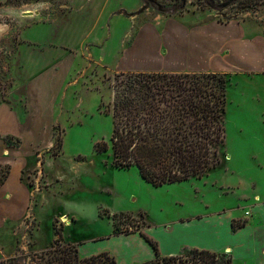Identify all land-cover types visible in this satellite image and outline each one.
Instances as JSON below:
<instances>
[{
  "label": "rangeland",
  "instance_id": "obj_1",
  "mask_svg": "<svg viewBox=\"0 0 264 264\" xmlns=\"http://www.w3.org/2000/svg\"><path fill=\"white\" fill-rule=\"evenodd\" d=\"M112 1L113 8L123 3ZM99 2L10 0V5H0V12L7 7L21 12L17 19L0 17V100L16 103L23 116L29 111L35 133L34 139L25 137L23 147L39 151L27 155L21 170L30 194L28 219L24 213L28 191L19 187L15 166L9 183L0 189V260L18 251L45 250L57 239L56 232L63 244L76 245L81 257L108 252L116 264H131L135 258L147 261L153 255L144 240H116L114 223L120 230L151 227L149 237L162 256L186 255L196 245L235 246L220 221L187 227L175 221L231 208L244 195L252 199L254 185L264 193V69L219 67L228 58L227 27L240 29L244 37L251 38L254 32L264 37V0H140L141 7L139 0H126L127 9L139 8L131 12L133 21L114 19L104 51L92 44L107 34L108 12L100 21L94 12ZM54 21L52 34L60 33V47L56 41L50 43ZM61 60L64 66L57 69ZM50 61L56 71L42 69ZM139 73H212L227 80L225 144L220 163L205 176L155 187L141 179L136 167H114L112 118L106 106L116 94L115 76ZM32 77L28 95L25 86ZM48 141L51 144L42 150ZM9 168L0 166V181ZM216 183L237 187L226 195ZM6 193L10 199L4 202ZM6 215L10 220L2 222ZM241 224L236 221L233 226ZM157 226L169 230L161 232ZM232 252L233 264H258L255 255L241 246Z\"/></svg>",
  "mask_w": 264,
  "mask_h": 264
},
{
  "label": "trees",
  "instance_id": "obj_2",
  "mask_svg": "<svg viewBox=\"0 0 264 264\" xmlns=\"http://www.w3.org/2000/svg\"><path fill=\"white\" fill-rule=\"evenodd\" d=\"M114 82L116 94L106 106L112 118L114 167H136L143 181L159 187L200 179L220 163L225 144L227 80L223 75L119 74ZM138 229L120 230L113 224L115 236L138 232L151 246L154 258L139 264H233L231 254L208 250L162 256L157 243ZM56 233L49 248L18 251L0 264H116L108 252L81 257L76 245L63 244Z\"/></svg>",
  "mask_w": 264,
  "mask_h": 264
},
{
  "label": "crops",
  "instance_id": "obj_3",
  "mask_svg": "<svg viewBox=\"0 0 264 264\" xmlns=\"http://www.w3.org/2000/svg\"><path fill=\"white\" fill-rule=\"evenodd\" d=\"M78 1L86 2L87 4H90L93 2V0H78ZM101 1L103 2L102 5L100 4ZM122 1L123 3L119 2L115 8H113L114 4L112 0H100L98 5L94 6V12H97L99 21L104 15L103 12H105L106 14L108 12L107 19H106V25L104 26L105 29L107 28V34L105 35L104 40L101 42L98 41L97 43H92V44L100 45L101 46V48L99 49L100 51H104L105 48L109 45L108 40L110 39V36H111L110 34V32L112 31L111 26L113 24L114 19L117 20L118 19L117 17L119 18L121 17L120 19H123L126 21L127 20L133 21V19H129L131 17H135V16H132L131 12L138 9L141 4L139 0V6L135 8L134 10H129L124 5V1L126 0H122ZM7 2L8 0H0V5H3L4 3H7ZM39 5L48 6L50 5V3H39ZM26 7H29V5H27ZM100 7L101 9L99 11ZM37 8L39 7L36 6L35 9ZM3 10L4 12H0V17L17 19L18 16L21 14V12L19 11L17 7H7V8H4ZM29 10H32V9H29ZM82 10L78 9V13H80ZM58 19L59 18L57 17L55 21L57 22ZM55 21L50 24V36L54 38V40H52L50 43H53L54 41H56L57 47H60V43H58V41H61L59 39L61 36L60 33H57L54 35L52 34V28H53L52 25L57 24ZM125 25L128 26L127 24ZM227 29L229 31L228 33L229 34L231 33L230 36L225 37V46L227 47L228 58L226 60H223V63H220L219 67H221V69H246L245 66H249L250 69H264V37L262 36V34L260 33V35H257L258 33L254 32L253 37L250 38V37H244V35L241 33V30L238 28L229 26L227 27ZM48 40H51V39H48ZM47 46H48V43L46 44V47ZM64 46L67 47L68 45L66 44ZM77 46H78V43H77ZM51 49L53 51V49L55 48L52 47ZM63 52L64 51L62 50L61 51L62 56L64 55ZM61 61H62L60 63L61 65H57V69L63 68L62 65L64 66V62L63 60ZM48 63L49 65L45 64L46 68H42V69H54V70L56 69L55 65L51 64V61ZM45 65H43V67H45ZM44 74L45 72L43 74H39L37 78L44 76ZM177 74H181V73H177ZM183 74H191V73H183ZM192 74H196V73H192ZM32 75L33 74H31V76ZM33 77L30 78L31 82L27 83V85L25 86L26 88H29L28 95L32 94L31 83L33 81ZM65 96L66 95L63 92V96L61 97L65 98ZM56 105H57V101L53 100L51 102V109L53 106V109H52L53 112H55L54 107L56 109ZM51 115L53 116L54 114L51 113ZM32 125H35V124L31 120V115L29 114V111L26 116H23V114H21L19 109L16 107V103H14L13 101L9 102V101L0 100V166H5V165L10 166L9 173L6 176L3 184L0 185V189H2L4 186H6L9 183L11 179V174H12V166H15L18 169L17 180H18L19 187L22 189L25 188L27 190V188L23 185V182L21 181V170L23 169L24 165L27 162V158H28L27 155L34 151L39 152L38 150H36L37 148H32L33 150H29V149H24L23 147L24 146L23 144L26 142L25 137L29 136L32 139H34L35 130L33 129ZM7 139L9 143L7 142ZM10 140L14 141V144ZM35 144L36 142H33V144H30V146L33 147L35 146ZM50 144L51 142L48 141L42 147L43 148L42 150H44V148L49 146ZM215 185L221 187L222 188L221 192H224V194L226 195L233 193L230 190L235 189V187H237V186L224 187V186L218 185L217 183ZM238 186L244 187V184L239 183ZM251 192L255 194L252 199L246 198L248 196L244 195L242 198H239L238 201L235 203V205L231 208L223 207L222 210L208 211L205 214H200L192 218L180 219L178 221H175V224H180L183 227L191 226L194 224H201L203 222L215 223V222L220 221L225 224V228H228L227 229L228 235H226V237L228 236L227 239L232 240V242L236 241V244L233 242L235 246H233L230 242H228L226 244H216L215 246H212V247L203 246V245H196V246L194 245L195 247L193 248L192 247L189 248L188 246L186 247H188L189 250L199 249V250H208V251L215 252V253H222V252L229 253L233 257L232 250L235 247L241 246L242 249H246L250 251V253L255 255V259H257L258 264H264V193L262 189L257 188L256 185H254ZM29 195L30 194L28 191V197L24 204V213H25V218L27 216V219L30 216V213L28 212L29 211L28 205L30 203ZM217 198L219 197L217 196ZM2 199L4 200V202H6L10 199V196L7 195L6 193L2 196ZM205 204L203 207L208 209L209 208L208 203H205ZM247 212H248V215L245 216V213ZM63 217L66 218L65 215H63ZM8 220H10V217L8 215L3 216L1 218L2 222L8 221ZM236 221H241L242 224L240 226L234 227L233 223ZM68 223L69 221L65 222L66 225H68ZM157 227L161 228L158 230L161 232L169 230V227H166V228L160 227V226H157ZM142 232L145 233L148 237L153 235V231L151 230V227H147L145 231H142ZM114 237L116 240L117 239L118 240L119 239H130L135 243L138 242V240L140 242L143 241V239L141 238L138 232H132L129 235H123V236L114 235ZM170 253H175V252H170ZM170 256H177V255H170ZM147 257H149L147 261L152 260L154 258V252H153V255H148ZM142 262H145V261L140 260L139 258H135L131 264H139Z\"/></svg>",
  "mask_w": 264,
  "mask_h": 264
},
{
  "label": "bare ground",
  "instance_id": "obj_4",
  "mask_svg": "<svg viewBox=\"0 0 264 264\" xmlns=\"http://www.w3.org/2000/svg\"><path fill=\"white\" fill-rule=\"evenodd\" d=\"M61 219H62V221H64V222L67 221V219H66L65 217H62Z\"/></svg>",
  "mask_w": 264,
  "mask_h": 264
},
{
  "label": "built area",
  "instance_id": "obj_5",
  "mask_svg": "<svg viewBox=\"0 0 264 264\" xmlns=\"http://www.w3.org/2000/svg\"><path fill=\"white\" fill-rule=\"evenodd\" d=\"M246 214H248V213H246Z\"/></svg>",
  "mask_w": 264,
  "mask_h": 264
},
{
  "label": "water",
  "instance_id": "obj_6",
  "mask_svg": "<svg viewBox=\"0 0 264 264\" xmlns=\"http://www.w3.org/2000/svg\"><path fill=\"white\" fill-rule=\"evenodd\" d=\"M31 15V14H30Z\"/></svg>",
  "mask_w": 264,
  "mask_h": 264
}]
</instances>
